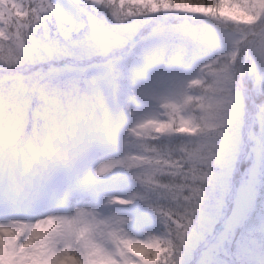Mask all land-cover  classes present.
<instances>
[{"label": "rangeland", "instance_id": "1", "mask_svg": "<svg viewBox=\"0 0 264 264\" xmlns=\"http://www.w3.org/2000/svg\"><path fill=\"white\" fill-rule=\"evenodd\" d=\"M110 1L39 0L36 7L30 10L21 0H10L15 13L29 29L31 41L25 47H22L25 42L20 47L16 42L9 43L7 52L3 54L15 62L27 59L32 67L39 65L41 68L48 67L47 60L55 66L60 58H67L60 61V67L72 73L61 85L36 86L37 103L30 114L28 103L33 94V90L29 94L30 83L23 87V76L14 71L6 72L7 66H0V150L6 147V154L14 157L5 173L17 178L12 180L11 188L4 187V181L0 179V207L3 208V211L0 209V224L23 229L24 238H27L38 222L53 218L58 226L51 233L52 250L76 257L66 259L64 264H89L90 261L108 258L115 259L118 264H125V261L140 264L129 251V241H158L165 249L163 258L171 255L175 260L188 264L187 252L181 255L178 246L170 247L174 244L170 224L175 222L153 200L166 199L171 203L177 193L173 194L169 182L165 184L163 181L171 180V175L181 174L189 166L207 167L208 148L217 131L216 122L210 115L211 105L221 95L213 90V73L235 63L230 55L233 51L232 38L247 44L249 41L258 43L260 40L257 37L264 36V30L256 37L250 34L254 29L251 26L264 20V0H233L223 7L227 8L223 11L229 13L227 19L248 29L247 32L206 25L208 20L202 22L193 17L192 20L172 21L175 23L173 28L156 27L162 22L152 20L154 18L170 14L200 18V14L208 12L189 0H173L171 3L169 0H116L114 8L117 10L109 13L107 19L99 18L98 8ZM134 6H137L135 11ZM66 15L76 17L87 26L72 31L70 40L63 35V30L71 28V24L64 19ZM249 15L254 19H246ZM26 18L31 26H28ZM188 20L190 23H186ZM93 21L107 30L90 40L87 29ZM150 24L155 28H151ZM147 31L152 35H173L176 39L148 50L142 42L143 37L150 36L145 33ZM45 34L47 39L43 40L44 44L55 46L58 43L61 48L68 49V53L41 60L40 57H46L48 53L43 46L34 50L33 38L41 39ZM115 46H123L121 51L114 50L116 54L122 50L125 54L127 49L132 48L140 64L126 71L110 63L103 54L110 53ZM150 51L158 54L155 62L148 59ZM0 61L4 62V56ZM252 64L253 57L248 55L243 67L249 68ZM89 65L91 75L85 76L90 72L85 74ZM29 72L31 75L25 81L31 77L36 82L41 79L40 75H33L34 69ZM254 74L261 89H264V71L257 67ZM197 79L200 83L193 84L192 81ZM124 87L120 100L125 107L122 112L124 121L112 126L111 119L105 116L108 114H103L109 110L110 103L108 105L107 101L114 94H121ZM112 88L113 92L110 91ZM238 88L242 99L234 110L236 122L228 131L231 133L239 129L242 136L237 169L249 156H253L249 174L260 164L259 157L264 155V139L258 130V135L254 137L255 148L251 151L247 148L245 126L254 121L263 127L264 102L259 107L247 105L246 109L245 92L240 82ZM81 96L82 105H78L79 100L76 99ZM85 97L88 100L94 97V103L89 105ZM66 110L77 120H83L84 127L102 128L100 133L107 137L101 140V134L99 137H79V147L75 150L69 148L68 151L66 163L72 170L68 174L38 175L36 170L47 169L54 161L53 156L60 153L59 148L67 141L61 134L65 129L60 115ZM26 114L29 122L31 118L32 131L40 136V150L36 149L31 138L26 140ZM47 122L53 125V139L46 136ZM161 125H164L163 130H160ZM185 127L195 131H181ZM73 135L77 136L75 128ZM154 136L159 138L153 139ZM53 142L56 143L54 151L50 150ZM246 175L240 176L238 186ZM190 202L195 204L197 200ZM94 205L98 210L91 211Z\"/></svg>", "mask_w": 264, "mask_h": 264}, {"label": "snow or ice", "instance_id": "2", "mask_svg": "<svg viewBox=\"0 0 264 264\" xmlns=\"http://www.w3.org/2000/svg\"><path fill=\"white\" fill-rule=\"evenodd\" d=\"M64 19L71 28L63 30V35L70 40L72 31H79L84 25L74 16L66 15ZM246 19L254 17L249 15ZM88 28L90 40L107 30L94 21ZM45 39L46 34L41 39L33 38L34 50L43 46L48 53L46 57H40L41 60L68 53V49L61 48L58 43L55 46L44 44ZM231 43L233 51L230 55L235 63L213 73V90L221 95L211 105L210 115L216 122L217 131L208 148V170L203 176V188L197 202L177 217L175 244H170V247L178 246L181 255L187 252L188 264H264V165L257 164L252 168L238 186L235 175L242 151V136L239 129L228 131L236 122L234 110L241 103L238 85L244 76L247 56L253 57V64L248 68L250 74H254L257 67L264 71V39L242 44L238 38H232ZM147 55L153 62L158 56L154 51ZM192 83L199 84L200 80ZM163 129L164 125H161L160 130ZM189 130L195 131L187 127L181 129ZM57 226V222L49 217L46 222H38L24 238L23 229L0 224V264H64L66 259H76L52 250L51 233ZM127 243L140 264H158L162 260L163 264H183L171 255L163 258L165 249L158 241ZM89 264L118 262L108 258ZM125 264H137V261H125Z\"/></svg>", "mask_w": 264, "mask_h": 264}, {"label": "trees", "instance_id": "3", "mask_svg": "<svg viewBox=\"0 0 264 264\" xmlns=\"http://www.w3.org/2000/svg\"><path fill=\"white\" fill-rule=\"evenodd\" d=\"M23 2V4H27L29 6V8H31L30 10H32L34 7H36L37 5V1L39 0H21ZM173 0H169V2L171 3ZM192 2L193 5L198 6V7H202L204 10H207L208 12L202 13L200 14V18L196 16H181V15H177V14H170L168 16H165V18L167 17L166 20H158L159 18H154L152 20H155L156 22H162L161 25L156 26L157 28H173L172 24H175L172 21H180V20H184V19H191L192 17L194 19L200 20L202 22H204V20H208L206 23V25L208 24H214L217 25L218 27H233V23H236L234 21H231L230 19H227L228 16V11H223L224 9L227 8H223L226 5H230L231 2L233 0H189ZM11 2L10 0H0V58L1 56H4V62L0 61V66H7V68L5 69L6 72H11L14 71L18 76H23V78H21V84L23 85V87L25 85H29L30 83V93L33 90V94L31 95L32 97H30L29 103H28V109L30 111L31 114V109L34 111V105L37 103V98H36V94H35V87L40 86V85H45L47 87H52V86H57V85H61L65 80H67L72 71L69 70L67 71L66 69H62L60 67V61L63 59H67V58H60L59 61L57 62V66L53 65L52 61L47 60L46 64L48 67H40L38 64V67L34 66L33 67L31 65L28 64L27 59L24 60V62H15L13 59H10L9 56L7 57V54H3L4 51L7 52V45L9 43L13 44L16 42L17 46L20 47V45L25 44L22 47H25L26 43H28L29 41H31V37H29V29L27 28V26L23 24V19H20V17L15 13L14 11V7L12 8L11 6ZM116 5V0H112L108 3L104 2L102 3V6H100L98 8V14L97 15L99 18L100 16L103 19H107L108 18V14L113 12L114 10H117V8L115 9L114 6ZM137 8V6L133 7V11H135ZM92 10V9H91ZM93 11V10H92ZM204 15H206V17H203ZM210 16V17H207ZM84 17L86 18V12H84ZM147 17H150V15H147ZM207 18V19H206ZM189 19V20H190ZM26 21H29L28 18L25 19ZM31 20V19H30ZM186 21V23H190V21ZM31 22H28V26L30 25ZM180 24V23H179ZM264 24V20L259 23V24H254L253 26H251L252 29V35H255V33L262 27V25ZM171 26V27H170ZM176 26V25H174ZM85 28H87V26H84ZM151 28H155V25L150 24ZM89 30V29H87ZM248 31V29H246V32ZM154 32V31H153ZM146 34H149L150 36H146L143 37V43L144 46L150 50L152 49L154 46H158V45H165L166 43H170L172 41H174L176 38H174L173 35H170L169 37L167 35L165 36H160V35H152V33H149L148 31L145 32ZM125 46V45H124ZM123 47V46H122ZM121 46H115L113 47L112 51L108 54H103L105 55L104 57L109 58L108 61H110V63H114L115 66L121 68V69H125L127 71L128 68H132L134 66L139 65V58L138 55L135 53V51L132 48L127 49L128 51L124 54L123 52H125V50L120 53V54H116L114 50L116 49H120L121 51ZM123 57H122V56ZM71 60V59H70ZM72 61V60H71ZM70 61V63H71ZM108 61H106V63H108ZM96 62V61H94ZM3 64V65H1ZM102 65V64H101ZM102 66H107L106 64L102 65ZM28 67H32L33 70L34 69V76L40 75L41 79L34 80V77H31L30 80L25 81L24 79H27L26 77H29V75H31V73L29 72L30 70H28ZM101 67V66H100ZM39 69V70H38ZM1 70V68H0ZM244 70V76L243 78L240 80V85L241 88L244 89L245 92V102H246V109H247V105H250L251 107H259L263 102H264V89H261V84H258L255 74H250L248 72V67H243ZM50 71H55L54 74H51ZM90 71V72H89ZM91 65L88 66V70L85 69V74L87 72L86 75L84 74V69H83V74L85 76L87 75H91ZM96 71V70H94ZM13 72V73H14ZM100 75V74H98ZM1 76V75H0ZM97 76V75H95ZM100 76H105V74L100 75ZM95 79V77H92ZM97 79V78H96ZM2 82V81H1ZM0 82V83H1ZM35 83V84H34ZM2 84V83H1ZM0 84V87H1ZM40 88V87H38ZM122 88V87H121ZM120 88V89H121ZM127 89V88H126ZM111 92H113V88L110 90ZM125 91V87L124 90L122 89L120 91L121 94H114V96H112V102H109L111 99H109L107 101L108 105L110 103V105L108 106V111L104 112L103 115H105V113H107V116L109 119H111L112 121V126L113 125H119L120 123H122V120L124 121V119L122 118V112L124 113L125 111V107L123 105L122 102H120L121 97H122V93ZM11 95H14L13 93ZM125 97V96H124ZM123 97V98H124ZM82 98L83 96H81L80 98H77V103L79 105V103L81 104L82 102ZM94 97H92L90 100H88L87 97H85V101L88 102L89 105H91L92 103H94ZM75 101V105L76 104ZM82 105V104H81ZM128 109V108H127ZM80 113V112H77ZM62 117V120L64 122V131H61L62 136L64 137L65 140V145L62 144V146L59 148V152L56 153L55 156H53L54 161H51L52 163L48 165L47 169H37L36 170V174L38 175H44L45 177L46 175H62L64 173H68V171H72L70 170V166L67 165V160H68V151L69 148L72 149H77V145H79L81 143V139H79V137H84L86 136H90V137H99L101 134V137L99 138V140H101V138H106L107 136L103 133V130L101 131L102 128L99 127H95V126H88V127H84V122L79 121V119L77 120V117L74 115H71L70 111H65V113L60 114ZM99 117V114H97ZM27 116V114H26ZM88 120V119H87ZM30 122H31V118H30ZM29 122L28 116H27V121L25 122V130H26V140L29 137V139L31 138L34 142H35V147L37 150H40V145H39V135H36L33 131H32V123ZM75 122V123H74ZM262 123V122H261ZM264 124V123H263ZM52 123H48L46 124V129L48 130L46 136L48 135L51 139H53V128H52ZM111 128V126H109ZM246 127V142H247V148L251 149V151L255 148L254 147V137L255 134H257V131H260L261 136H263L264 139V125L263 127L257 125V123H254V121L250 124V126H245ZM73 128H75L76 132H77V136L73 135ZM99 131V132H98ZM258 131V133H259ZM250 132L251 136H250ZM93 134V136H92ZM39 136V137H38ZM86 138V137H85ZM153 139L155 138H159L158 136H154L152 137ZM52 144V145H51ZM50 144V150L54 151V149L56 148V143H51ZM16 146V145H15ZM250 146V147H249ZM6 147L0 150V153L2 156H0V162H1V169H0V179L2 181H4L2 184L4 187H10L11 188V183L12 180L14 181V178H16L15 176H11V175H6L5 170L7 168L8 163L10 162V160H12L14 157L7 155L6 154ZM58 157V159H57ZM252 155L249 156V159L247 158L246 161H244L240 167H238L237 171H236V175H235V179L238 182L240 176H242L244 173H247L246 177L248 176V170L251 166V160H252ZM57 159V161H56ZM260 159V164L264 165V155L259 157ZM2 160V161H1ZM56 161V162H55ZM60 167H58L59 165H61ZM3 165V166H2ZM189 166V165H188ZM73 169V168H72ZM3 170V171H2ZM32 170V169H31ZM30 171L29 174H30ZM208 170V167L206 166H192L189 168H185L182 170V172H180L181 174H173L170 176L171 180H166L163 181L165 184H167L169 182V187L171 189V192L173 194L177 193V196H173L174 200L171 201V203H169L166 199H159L157 198V200H153L154 203H157L158 206H161L163 209H165L171 217V220H173L175 223H172V225L170 224L171 228L169 231H172V241L175 244V237H176V224H177V217L180 216L182 214L183 210H186L189 206H192L193 204L190 201H196L200 195V192L202 190L203 187V174L206 173ZM27 173V172H26ZM139 174L143 175L142 172H139ZM190 175V176H189ZM50 176V177H51ZM162 177L165 178V175H162ZM245 177V178H246ZM163 178V179H164ZM244 178V179H245ZM17 179V178H16ZM0 209L3 208L0 207ZM166 255V253L164 254ZM168 255V254H167ZM163 257V256H162ZM163 263L162 261L158 262V264Z\"/></svg>", "mask_w": 264, "mask_h": 264}, {"label": "bare ground", "instance_id": "4", "mask_svg": "<svg viewBox=\"0 0 264 264\" xmlns=\"http://www.w3.org/2000/svg\"><path fill=\"white\" fill-rule=\"evenodd\" d=\"M90 210L91 211H96V210H98V208H97V206L94 205Z\"/></svg>", "mask_w": 264, "mask_h": 264}]
</instances>
